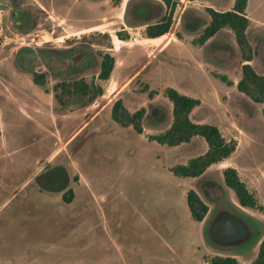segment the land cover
Here are the masks:
<instances>
[{"label": "rangeland", "instance_id": "rangeland-1", "mask_svg": "<svg viewBox=\"0 0 264 264\" xmlns=\"http://www.w3.org/2000/svg\"><path fill=\"white\" fill-rule=\"evenodd\" d=\"M129 1L0 0V264H208L213 255L247 264L264 239V210L237 203L220 163L198 177L170 171L205 151L202 138L189 148L148 139L171 121L165 87L197 98L189 119L222 126L228 138L233 127L239 143L227 156L229 167L264 206V103L221 77H240L233 35L224 27L193 45L200 31L186 33L180 23L186 8L205 17L208 2L228 10L232 0H170L169 30L156 38L144 36V25H129ZM151 1L161 5L160 14L168 12L162 0ZM247 11L248 63L264 75V0H247ZM116 31L126 32V40ZM104 51L114 65L99 80ZM33 71L45 73L41 86ZM79 77L102 93L63 109L52 86ZM116 99L129 112L155 104L163 118L145 116L136 133L110 118ZM66 189L70 204L55 193ZM189 189L208 207L199 222L187 210Z\"/></svg>", "mask_w": 264, "mask_h": 264}, {"label": "trees", "instance_id": "trees-1", "mask_svg": "<svg viewBox=\"0 0 264 264\" xmlns=\"http://www.w3.org/2000/svg\"><path fill=\"white\" fill-rule=\"evenodd\" d=\"M162 1L165 6H168V12L162 13L157 19L152 20L155 17L153 15L150 16L148 9L138 10L133 7L131 17L128 18L129 25H144L143 34L147 38L163 36L169 30L171 12L174 5L170 3V0ZM246 1L233 0L231 8L224 11L205 7L204 10L207 15L205 17L194 9L186 10V8L180 16V23L186 33L200 31L192 41V43L197 45L203 44L219 29L224 27L229 29L238 48L241 63L240 77L235 83V88L252 102L264 103V75L257 74L248 63L251 60L252 53L245 36V29L248 24V18L244 13ZM158 5L161 9V5ZM115 35L121 40H126L127 38L126 32L116 31ZM176 36L178 37V34ZM113 65V56L108 52H101L99 54L96 78L106 80ZM44 76L45 73L43 71H33L31 73L33 83L40 86L43 84ZM221 77L226 84H231V81L226 80L223 76ZM101 93L102 88L99 84H96L93 80L86 81L82 77L66 81L60 80L52 86L53 98L63 109L67 106L78 107L89 104ZM151 95V92H148L149 98H151ZM163 95L171 104L170 124L164 131L149 135L148 139L166 146H175L188 142L193 136H199L206 143V149L202 154L188 159L184 164H176L170 167L173 175L177 177H198L209 165L221 161L233 152L236 145L235 140H225L215 125L194 123L189 119V112L199 104L197 98L179 93L171 87H165ZM262 113L264 115V108ZM145 116L160 121L163 118V113L155 104H149L147 112L143 107L129 112L120 99H116L110 107V118L112 121L122 127L130 126L136 133H141V122ZM221 173L224 185L233 191L240 206L258 211L263 210V206L257 201L254 193L240 180L234 168L224 167ZM58 190H61V188ZM64 193L62 194V200L69 202L72 198L71 190L66 189ZM209 199L211 198L209 197ZM185 202L191 219L196 222L201 221L206 215L208 207L198 194L192 189L187 190ZM207 262L208 264H241L234 257L227 255L210 256ZM247 264H264V239L258 243L254 259Z\"/></svg>", "mask_w": 264, "mask_h": 264}, {"label": "crops", "instance_id": "crops-1", "mask_svg": "<svg viewBox=\"0 0 264 264\" xmlns=\"http://www.w3.org/2000/svg\"><path fill=\"white\" fill-rule=\"evenodd\" d=\"M199 1H206V0H199ZM262 2V1H261ZM206 3H207V1H206ZM232 3H233V0H232ZM232 3L230 4V8H231V6H232ZM206 6H208V7H211L212 9H214V10H217L216 8H214L213 6H212V4L211 3H207V4H205ZM229 10V9H228ZM217 11H224L223 9H220V10H217ZM244 13H245V16L248 18V24L249 23H251V17H250V15H249V13H248V11H247V1H246V5H245V9H244ZM0 15H1V9H0ZM261 23H262V21H259V24L261 25ZM248 24H247V26H248ZM180 40H184V36H183V38H181ZM208 40V39H207ZM193 45H197V44H194V43H192ZM239 64L241 65V63L239 62ZM237 81V80H236ZM236 81H234V82H231V84H235L236 83ZM240 93V92H239ZM248 98V97H247ZM249 99V98H248ZM250 100V99H249ZM251 101V100H250ZM87 123V122H86ZM228 127L230 128V134H231V136H230V138H228V137H225V135L224 134H222V132H221V128H222V126L220 127V128H218V130L220 131V134L222 135V137L225 139V140H228V139H233V140H235L236 141V145H235V148H236V146L238 145V143H239V139L237 138V136H236V134L234 133V131L232 130V126L231 125H228ZM194 137H199V136H193V137H191V139L188 141V142H186V143H180L181 145L182 144H184V146L185 147H187V148H189V147H193L194 146V141H195V138ZM201 138V137H200ZM179 145V144H178ZM184 148V147H183ZM60 149H58V150H56L52 155H51V157L52 156H54L56 153H58V151H59ZM235 150V149H234ZM233 150V151H234ZM229 157H226V158H224V159H222L221 161H219L218 163H220V165L222 166V169L224 168V167H227V166H231L230 165V163H229V161L227 160ZM190 159V158H189ZM187 162V161H186ZM185 162V163H186ZM181 164H184V163H181ZM246 186H247V184H246ZM247 188H248V186H247ZM250 191H251V189L250 188H248ZM39 191H41V190H39ZM50 192V191H49ZM52 192V191H51ZM55 193H57V194H59V195H61V199H62V194H61V192H57V191H55ZM14 194V193H13ZM65 202V201H64ZM72 202V198H71V200L69 201V202H67V203H71ZM261 204V203H260ZM262 205V204H261ZM263 206V205H262ZM264 207V206H263ZM263 210H264V208H263Z\"/></svg>", "mask_w": 264, "mask_h": 264}, {"label": "flooded vegetation", "instance_id": "flooded-vegetation-1", "mask_svg": "<svg viewBox=\"0 0 264 264\" xmlns=\"http://www.w3.org/2000/svg\"><path fill=\"white\" fill-rule=\"evenodd\" d=\"M133 7H136L138 10L148 9L150 16L152 15L154 16L156 14L155 12H158L157 14H160V11H161V9L159 8V5L155 3L153 4L151 0H130L125 6V14H124L125 18L128 19L131 17V13H132L131 10ZM117 41L119 42V39H117ZM32 177L36 179L35 175H32ZM40 190H44V189L40 187Z\"/></svg>", "mask_w": 264, "mask_h": 264}, {"label": "built area", "instance_id": "built-area-1", "mask_svg": "<svg viewBox=\"0 0 264 264\" xmlns=\"http://www.w3.org/2000/svg\"><path fill=\"white\" fill-rule=\"evenodd\" d=\"M12 40H13V41H16V39H15V38H12Z\"/></svg>", "mask_w": 264, "mask_h": 264}]
</instances>
